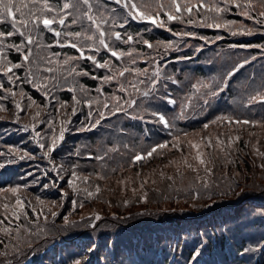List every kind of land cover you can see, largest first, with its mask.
<instances>
[{"label":"trees","instance_id":"1","mask_svg":"<svg viewBox=\"0 0 264 264\" xmlns=\"http://www.w3.org/2000/svg\"><path fill=\"white\" fill-rule=\"evenodd\" d=\"M146 2L154 3L155 0H146ZM162 18L166 20V17ZM227 18L243 20V17L231 13ZM70 20L71 17L68 18L66 24ZM245 22L251 23V21ZM85 25H87L86 20ZM53 27L59 26L53 25ZM169 27L176 32H195L197 37H206L208 41L212 42L205 43L202 39L193 38L192 41L199 42L198 46H203L202 51L208 49L197 54L198 46L194 47L195 53H191L192 48L185 44L192 37H174L171 32L162 28H160L161 30L141 29L133 22H129L126 29L118 30L141 34L153 43L172 40L177 42L176 46L185 45L179 51H172L161 61L165 66L162 70L174 73L181 81L182 88L174 92L178 98L182 91H190L191 84L197 82L185 78V76L192 77L193 74L199 77L198 81L215 86L213 81H222L227 71L238 60L256 56V59L247 66L249 68L245 67L246 69H242L229 80L228 88L224 92L220 93L218 97H209V101L219 104L214 106L210 103V107L201 111L199 105L203 100L194 96L192 100L195 106L194 110L187 114V119L175 121L176 127L173 129L174 132L185 130L189 133L188 137H181L182 143L185 139L199 141L202 136L208 135L213 138V141L217 136L222 141H226L229 134L233 138L239 136V140L234 139V142L226 149L230 152V159L234 162L226 164L222 158L216 159L213 168L214 175L208 177H204L203 166H200V175L208 181L209 189L203 198L193 200L191 196L187 195V191L191 187L199 188L203 192L202 181L197 179L196 174L187 169L182 162L179 171L176 164L165 167L169 160H180L181 157V153L172 148L171 144L164 150L163 156H156L154 153L153 157H149L147 160L138 161L131 167L127 166L128 158L133 155L130 149L139 146L147 147L158 141H171L172 137L167 134V130L162 131V125L145 124L141 120H133L123 115L111 117L112 125L124 129V132L120 134V141L128 144L129 148L121 146L119 152L110 153L113 158L107 161L106 168L110 171L118 164H123V170L118 169L115 173H110L105 180H96L95 178L90 180V184L100 185V191L92 198H84V194L81 193L79 199L83 200V207H76L73 210L70 200L61 202L63 207L59 209L60 215L56 218L54 225L50 216L47 224L41 218L39 224L42 228L51 230V234L46 235L41 232L33 236L35 243L31 249H25L26 255L14 257L10 253L6 264H15L17 260L19 264H71L73 258H79L83 253H87L86 264L89 262L90 264H188L193 250L199 248L201 243L204 245L200 249L201 256L198 257L201 264H264V251L244 252V249L248 247L257 248L258 242L264 240V169L260 167L264 157L255 151V148L258 147L260 152H264V125H243L229 128L226 124L217 123L210 125L207 130L201 131L203 122L212 119L221 112H229L232 109L233 98L247 90V77L255 74V84H260L261 78L264 77V52L258 47L231 48L230 45H264V34L258 32L251 36H232L224 29L186 26L175 21L171 22ZM41 29L42 36L39 42L45 45L49 43L54 45L50 49L41 48V53L60 52L65 55H79L74 49H61L55 46L56 38L52 33L43 30L42 25ZM70 30L80 31L81 26L79 24L72 25ZM217 36L222 39H215ZM11 39L17 43L20 41L18 35ZM80 40L82 43H88L83 41L82 37ZM219 40L222 42L216 45ZM120 47L127 48L126 45H120ZM33 48L35 51L36 37H34ZM137 48L147 51L143 44H138ZM106 55V52L101 51L98 58H103ZM203 56L209 60H204ZM180 57H191V59H178ZM8 58L17 61L19 56L13 51L8 54ZM63 58V55L59 57L61 61ZM78 64L81 69L95 75L105 74L103 69H95L90 61L81 60ZM140 66L143 67L142 64ZM14 71H17L21 77L25 75L24 69ZM200 78L202 79L200 80ZM76 79L79 84L89 90L90 95H96L91 90L97 87L98 81L89 76H80ZM0 82H3L5 87L8 86L6 78ZM17 83L20 84L19 81ZM21 87L41 105L47 103L31 84L23 83ZM171 87L175 89V86ZM14 90L19 91V89ZM105 91L110 92L111 89L105 85ZM201 91H207V89ZM54 94L62 101H71L72 93L68 91L57 90ZM17 98L19 99V97ZM3 103L8 107L9 112L0 113V115L6 116V119L0 120V149L7 151V147L12 145L35 154L36 158L20 160L14 155L12 163H5V167L0 168V189L29 184L28 188H21L17 194L26 200H31L37 210L41 206L36 203V196L45 199L46 205L52 199L60 202L55 187L48 190L41 187L45 183L51 185L55 173L45 174V169L50 168L51 165L31 140V128L29 127L28 132L19 130L22 124H30V120L24 119L21 124L12 123L14 108L10 101H3ZM26 103L25 98L22 105ZM143 106L145 108L157 107L169 119H172L173 112L163 101L145 100ZM253 107L256 119L264 115V106L254 104ZM33 110H35V106H33ZM87 112V107H84L82 112L78 111L77 116L72 117V123L68 127L73 130L66 132L62 147L53 153L57 164L60 163L61 157L67 159V153L76 148H80L82 152L95 151L96 145L101 141L109 146L115 143L113 138L108 136V133L112 131L109 121L103 122L104 128H96L92 131H75L83 132L85 136H88L86 142L81 141L83 138L77 140L78 135L75 134L71 139L72 132L80 127V121L87 116ZM21 116H24L23 112H21ZM201 151L207 154L211 149L202 147ZM183 155L191 161L195 151L189 155V146L184 144ZM6 159V157H0V163H4ZM72 159L76 158L72 157ZM205 159H207V155H205ZM80 164L85 171L93 169L99 171V166L104 164V161L81 159ZM141 165L143 166L141 167ZM29 172L33 173L35 177H39L37 184L31 183L34 176L27 175ZM161 172L164 174L163 178ZM137 173H140L139 177ZM132 175L134 178L129 180L132 185L128 188H135V194L129 192L128 189H123L119 184L126 176L131 177ZM167 176H173L175 183L167 180ZM21 177L25 178L21 179ZM144 180H147L143 189L147 192L146 201L140 199L142 194L140 183ZM56 183L61 186L64 184L59 180ZM229 185H231V191ZM177 189L180 190L177 191ZM92 191L95 192L94 187ZM222 192H227V195L221 194ZM212 193L215 194L209 199L208 195ZM14 200L15 196L12 193L0 191V219H3L5 215L4 204L10 205L7 215L11 217V209L15 207ZM26 210L31 215V209ZM44 211H47V206L44 207ZM65 215L69 217V225H65L63 220ZM96 215H99V220L94 219ZM89 217L93 218L94 227L88 222ZM73 224L75 226H72ZM2 235L0 233V236ZM89 248L94 251L88 252ZM0 251H3L2 245H0ZM0 259L4 258L0 257Z\"/></svg>","mask_w":264,"mask_h":264},{"label":"snow or ice","instance_id":"2","mask_svg":"<svg viewBox=\"0 0 264 264\" xmlns=\"http://www.w3.org/2000/svg\"><path fill=\"white\" fill-rule=\"evenodd\" d=\"M230 13L243 17V20L228 19L227 16ZM69 17L71 20L66 24ZM162 17H166V20ZM85 20L87 25H85ZM129 20L147 21L156 28L171 32L174 37L199 38L205 43H210L212 41H208L206 37H197V33L192 31H172L169 24L175 21L186 26L224 29L232 36H251L258 32L264 34V0H155L154 3H148L146 0H51V2L50 0H0V81L6 78L8 85L5 87V84L0 82V113L9 112L3 101H10L14 108L12 123L21 124L24 119L30 120V124H22L19 130L28 132L29 127L31 128V140L51 165L50 168L45 169V174L55 173L52 184L45 183L41 187L44 190L55 187L60 201L52 199L46 205L45 199L36 196V203L41 206L37 210L31 200H26L17 194L21 188H28L29 184L0 189L2 192H10L15 196V207L11 209V217L7 215L10 205L4 204L5 215L3 219H0V225H3L0 227V233L3 234L0 236V245L3 246L0 257L4 258L0 259V264H6L10 253L14 257L26 255L25 249H31L35 243L33 236L41 232L46 235L51 234V230L42 228L39 221L43 218L47 224L50 216L54 225L56 218L60 215L59 209L63 207L61 202L70 200L73 210L76 207H83V200L79 199L81 193L84 194V198H92L100 191V185L90 184V180L93 178L105 180L110 173H115L118 169L123 170V164H118L110 171L106 168L107 161L113 158L110 153L119 152L121 146L129 148L128 144L120 141V134L124 132V129L112 125L111 117L123 115L133 120H141L145 124L162 125L161 130H167V134L172 137L171 141H158L147 147L139 146L130 149L133 155L128 158L127 166L131 167L138 161L147 160L153 157L154 153L156 156H163L164 150L171 144L172 148L181 153V157L180 160H169L165 167L176 164L179 171L182 162L187 169L196 174L197 179L202 181L203 192L199 188L191 187L187 191V195L193 200L201 199L208 193L209 184L204 177L214 175L213 168L216 159L222 158L226 164L234 162L230 159L231 154L226 149L234 142V139L238 141L239 136L233 138L229 134L226 141H222L217 136L213 141V138L208 135L202 136L199 141L185 139L182 143L181 137L186 138L189 133L185 130L174 132L173 129L176 127L175 121L187 119V114L194 110L195 106L192 103L194 96L197 99L202 98L203 102L199 107L201 111H204L211 106L209 97L215 98L224 92L228 88V80L245 65L255 60L256 56L238 60L227 71L222 81H213L215 86L197 81L191 84L190 91H182L178 98L174 92L182 88L181 81L174 73L163 71L165 66L161 63L164 57L170 55L172 51H179L176 47L177 42L169 40L153 43L141 34L118 30L126 29ZM245 21H251V23ZM76 24L81 26V30H70L71 26ZM41 25L43 30L52 33L56 38L55 46L61 49L72 48L79 55H65L60 52L41 53V48L50 49L54 46L51 43L45 45L39 42L42 36ZM53 25L59 27H53ZM17 35L20 37L19 43L11 39ZM34 37H36L35 51ZM81 37L88 43H82ZM215 39H222V37L217 36ZM136 44H143L147 51L138 49ZM120 45H126L127 48H121ZM202 47L198 46L196 51H201ZM230 47H258L264 52V45L233 44ZM13 51L19 56L17 61L8 58V54ZM101 51L106 52L107 55L98 58ZM62 55L64 58L61 61L59 57ZM178 59H191V57ZM81 60L90 61L95 69H103L105 74L99 76L81 69L78 64ZM141 64L143 67L140 66ZM19 69L25 70L23 77L14 71ZM80 76H89L99 82L97 87L91 90L95 92V96L90 95L89 90L79 84L76 78ZM18 81L20 84L17 83ZM255 81V74L247 77V90L233 98L232 109L203 122L201 131L217 123L226 124L229 128L264 125V115L256 119L253 107L254 104L264 106V77L261 78L259 85H256ZM23 83L31 84L47 103L41 105L31 95H28L21 87ZM105 85L111 89L110 92L105 91ZM171 86H175V89ZM14 89H19V91ZM202 89H207V91L202 92ZM57 90L72 93L71 101L58 99L54 94ZM25 98L27 103L22 105ZM145 100L163 101L172 110V119H169L157 107L145 108L143 106ZM84 107L88 109L87 116L80 121V127L74 131L104 128L103 122L109 121L112 131L108 133V136L112 137L115 143L109 146L101 141L96 145L95 151L82 152L80 148H76L67 153V159L61 157L60 163L57 164L53 153L62 147L66 132L73 130L68 127L72 123V117L77 116L78 111L82 112ZM21 112L24 116H21ZM4 119L6 116L0 115V120ZM184 144L189 146V155L195 151L191 161L183 155ZM202 147L211 149V151L205 154L201 151ZM255 151L264 157V152H260L258 147ZM14 155L20 160L36 158L35 154L27 150L9 145L7 151L0 149V157L7 158L4 163H0V168H4L5 163H12ZM72 157L76 159L73 160ZM81 159L104 161V164L99 166V171L94 169L85 171L80 164ZM200 166H203L204 177L200 175ZM260 167L264 169V161L261 162ZM27 175L34 176L31 172ZM139 175L140 173H137L138 177ZM161 176L164 177L163 172ZM24 178L21 177V179ZM166 178L175 183L173 176ZM57 180L63 181V186L57 184ZM38 182L39 177L34 176L31 183L35 185ZM120 183L123 184L125 181L122 179ZM145 183L147 180L140 183L142 193L140 199L144 201L147 200V192L143 191ZM93 187L95 192L92 191ZM229 190L231 191V185H229ZM132 191L135 194L136 189L133 188ZM214 194L208 195V198L211 199ZM221 194L227 195V192ZM45 206H47L46 212L44 211ZM28 208L31 209V215L26 210ZM94 219L99 220V215H96ZM63 220L65 225H69L67 215L63 216ZM88 222L93 227L95 226L92 217L88 218ZM203 247L201 243L199 248L193 250L188 264H201L198 257L201 256L200 249ZM92 251L94 249H88V252ZM250 251H264V240L258 242L257 248L244 249V252ZM86 255L87 253H83L79 258H73L71 264H86ZM15 264H19V261L17 260Z\"/></svg>","mask_w":264,"mask_h":264},{"label":"rangeland","instance_id":"3","mask_svg":"<svg viewBox=\"0 0 264 264\" xmlns=\"http://www.w3.org/2000/svg\"><path fill=\"white\" fill-rule=\"evenodd\" d=\"M181 38H184V37H181ZM188 38H190V37H188ZM192 40H193V38L190 39L189 41H187L185 44H186V46L188 45V46H190V47L192 48L191 53H195V48H194V47L198 46V43H199V42H198V41H192ZM220 42H222V40H219V41L217 42L216 45H219ZM137 45H138V44H136V47H137ZM184 46H185V45H183V46H181V47H179V46H176V47H178L179 50H180V49H182ZM209 49H210V48H209ZM207 50H208V49H207ZM207 50L201 51L200 53H203V52H205V51H207ZM203 58H204V60H209V59L206 58V56H203ZM236 58H238V57H236ZM220 59H221V58H220ZM205 77H207V76H205ZM205 77H203V78H205ZM185 78L191 79L192 81H198V79H199L198 76H194L193 74H192V77H190V76L187 75V76H185ZM201 79H202V78H200V80H201ZM132 178H134L133 175H132L131 177L126 176V178L124 179L125 183H123V184H122V183H119V184L122 186L123 189H125V190L128 189V191L131 192V193H133V191H132L133 187H132V188H128V187L132 185V183L129 181V180L132 179Z\"/></svg>","mask_w":264,"mask_h":264}]
</instances>
